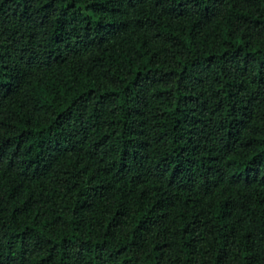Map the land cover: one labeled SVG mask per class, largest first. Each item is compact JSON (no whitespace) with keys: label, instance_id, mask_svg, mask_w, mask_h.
Instances as JSON below:
<instances>
[{"label":"trees","instance_id":"1","mask_svg":"<svg viewBox=\"0 0 264 264\" xmlns=\"http://www.w3.org/2000/svg\"><path fill=\"white\" fill-rule=\"evenodd\" d=\"M0 264H264V0H0Z\"/></svg>","mask_w":264,"mask_h":264}]
</instances>
